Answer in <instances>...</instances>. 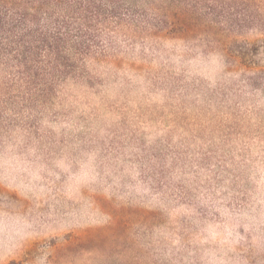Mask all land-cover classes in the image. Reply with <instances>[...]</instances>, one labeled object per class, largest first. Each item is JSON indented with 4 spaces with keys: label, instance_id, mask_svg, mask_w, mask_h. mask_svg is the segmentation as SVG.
<instances>
[{
    "label": "rangeland",
    "instance_id": "obj_1",
    "mask_svg": "<svg viewBox=\"0 0 264 264\" xmlns=\"http://www.w3.org/2000/svg\"><path fill=\"white\" fill-rule=\"evenodd\" d=\"M133 2L85 75L0 74V264H264V0Z\"/></svg>",
    "mask_w": 264,
    "mask_h": 264
},
{
    "label": "trees",
    "instance_id": "obj_2",
    "mask_svg": "<svg viewBox=\"0 0 264 264\" xmlns=\"http://www.w3.org/2000/svg\"><path fill=\"white\" fill-rule=\"evenodd\" d=\"M133 1L0 0V74L28 95L85 75L87 61L105 50L108 25L122 24L126 13L146 15Z\"/></svg>",
    "mask_w": 264,
    "mask_h": 264
}]
</instances>
